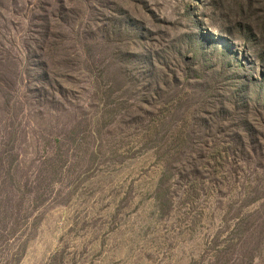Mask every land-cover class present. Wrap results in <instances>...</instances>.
Listing matches in <instances>:
<instances>
[{"label": "rangeland", "instance_id": "374dc122", "mask_svg": "<svg viewBox=\"0 0 264 264\" xmlns=\"http://www.w3.org/2000/svg\"><path fill=\"white\" fill-rule=\"evenodd\" d=\"M0 264H264V0H0Z\"/></svg>", "mask_w": 264, "mask_h": 264}]
</instances>
